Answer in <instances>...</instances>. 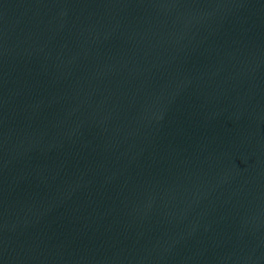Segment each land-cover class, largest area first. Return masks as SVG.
Listing matches in <instances>:
<instances>
[{
  "label": "water",
  "instance_id": "obj_1",
  "mask_svg": "<svg viewBox=\"0 0 264 264\" xmlns=\"http://www.w3.org/2000/svg\"><path fill=\"white\" fill-rule=\"evenodd\" d=\"M0 264H264V0H0Z\"/></svg>",
  "mask_w": 264,
  "mask_h": 264
}]
</instances>
